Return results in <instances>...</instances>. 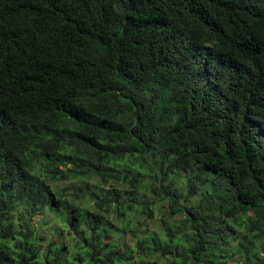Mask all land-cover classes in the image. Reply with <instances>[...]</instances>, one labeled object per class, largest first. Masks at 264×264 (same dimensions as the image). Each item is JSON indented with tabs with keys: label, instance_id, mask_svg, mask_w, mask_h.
Listing matches in <instances>:
<instances>
[{
	"label": "trees",
	"instance_id": "16d2710c",
	"mask_svg": "<svg viewBox=\"0 0 264 264\" xmlns=\"http://www.w3.org/2000/svg\"><path fill=\"white\" fill-rule=\"evenodd\" d=\"M136 260L264 264V0H0V264Z\"/></svg>",
	"mask_w": 264,
	"mask_h": 264
},
{
	"label": "rangeland",
	"instance_id": "374dc122",
	"mask_svg": "<svg viewBox=\"0 0 264 264\" xmlns=\"http://www.w3.org/2000/svg\"><path fill=\"white\" fill-rule=\"evenodd\" d=\"M146 198L153 201L152 210L149 208L147 211H151L153 215L148 212L145 217H141L139 213L135 211H130L129 215L117 217L116 219L112 218V226L114 227L115 232L111 235V241H115L117 245H124L125 248H133L135 245V237L137 235H145L147 232L156 230L160 225L162 218H168L171 214L169 203L167 200H162L159 195L148 194L145 195ZM142 199V197H140ZM48 222H46V230L50 232L56 224H60L56 218L51 216L46 217ZM179 222L180 218H175ZM37 224L40 222L37 219ZM129 223L127 228L126 224ZM43 233H45L43 231ZM51 236V233H48ZM72 250V248H70ZM70 253V251L68 250ZM135 264H140V261L136 260Z\"/></svg>",
	"mask_w": 264,
	"mask_h": 264
}]
</instances>
